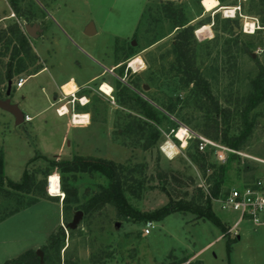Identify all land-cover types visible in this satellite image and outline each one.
Wrapping results in <instances>:
<instances>
[{
	"label": "rangeland",
	"instance_id": "obj_1",
	"mask_svg": "<svg viewBox=\"0 0 264 264\" xmlns=\"http://www.w3.org/2000/svg\"><path fill=\"white\" fill-rule=\"evenodd\" d=\"M46 12L49 28L31 40L28 28L40 27ZM179 21L185 24L178 26ZM245 22L253 28L244 31ZM88 23L98 28L94 35L84 34ZM14 25L29 47L17 56L12 54ZM185 27L191 34L184 33ZM39 55L58 78L86 77L100 72L98 64L113 65L109 74L90 83L98 86L88 90L83 108L89 112L87 126L70 124L69 114L57 116L48 106V72L29 77L41 67ZM187 74L199 82H186ZM20 77L25 81L18 88ZM256 87L262 95L251 105ZM134 97L163 114L162 124L143 117L130 100ZM0 100L23 114L16 123L11 112L0 108L6 177L20 182L25 169L36 171V186L27 192L0 187V264H168L185 257L189 264H264V225L241 220L240 238L230 253L225 234L188 213L153 220L144 234L146 221L119 219L112 205L90 214L79 208L106 184L104 177L54 169L41 183L48 163L34 158L112 160L122 165V175L134 177L126 185L135 186L139 195L127 193L129 202L150 211L170 198L188 200L207 186V168L218 163L207 149L200 167L193 135L221 141L223 133L239 136L249 127L238 148L229 146L237 153L226 163L221 192L255 179L264 187L259 162L264 161V4L258 0H0ZM25 114L32 119L25 120ZM133 117L157 126L151 147L144 149V140L124 131ZM185 128L189 135L177 139L176 132ZM212 210L228 227L239 218L217 199ZM77 211L81 216L71 227Z\"/></svg>",
	"mask_w": 264,
	"mask_h": 264
},
{
	"label": "trees",
	"instance_id": "obj_2",
	"mask_svg": "<svg viewBox=\"0 0 264 264\" xmlns=\"http://www.w3.org/2000/svg\"><path fill=\"white\" fill-rule=\"evenodd\" d=\"M260 3L264 4V0H258ZM180 23L178 26H183L185 23L182 21H179ZM233 28L231 27V30ZM191 29L188 27L184 29L185 34H191ZM12 39L11 41H15V45L13 46V52L12 54L14 56H17L20 51L24 48L25 52L28 51L29 47L27 45L26 40L22 36V33L20 29L14 25V28L11 31ZM181 43H179L178 47H180ZM21 47L20 49H17ZM180 49V48H178ZM184 57L186 58L185 54ZM19 67V64H18ZM41 68V67H40ZM10 69V65H9ZM186 82H192L197 83L199 81L193 80V77L187 74ZM257 94L255 96H251L249 98L250 104H255L259 99L261 94V89L256 87ZM125 91V90H124ZM127 91V90H126ZM133 100L135 104H137V107L139 111L142 113L143 117H145L148 120H151L154 122V124H162V121L165 119V116L161 114L158 110L151 107L147 102L142 100L139 97H134ZM167 121V119H166ZM153 123H146L145 121L133 117V120H129L126 123V126L124 131L127 134H135L138 137V140H144L141 144V146L146 149L151 147L156 138L159 135V131L157 129V126ZM249 132V127L243 131L239 136H229L228 138L223 133L221 135V141L222 143L238 148L243 140L245 139L246 135ZM219 141V140H217ZM198 140H196V151L201 156V162L200 167H203L205 162V156L207 154V149L205 151H200L197 148ZM209 152L211 150L209 149ZM232 156V155H231ZM40 157L43 160L47 161V166L43 170V181L41 183H45V178L49 176L52 170L56 169L62 173L64 172H94L96 174H99L100 176L104 177L106 180V184L104 186H101L97 192H95L91 197H89L85 202L81 203L79 205V208L82 210L83 213L90 214L92 211L98 210L99 208L103 207L104 205H112L116 211V217L119 219H130L133 218L136 220V222L140 221H153V220H160L167 216L170 213L173 212H179L181 214H192L195 219L199 220H207L211 222L214 226L218 228V230L225 234L227 230V225L223 223L218 216L214 213L212 210V201L216 199L218 196H220L221 193V187L225 183V171H226V163L228 161H231L234 156L228 157V159L224 163H218L217 166H209L207 170L209 173H207L205 179L207 182V188L202 189L198 187L196 189L195 194L191 196V198L187 199H173L170 198L165 204L162 206L151 210V211H140L137 207H134L130 202L126 194H134L139 195L135 193L133 185H126L129 181H134V177L132 175H129L126 177L125 175H122V165L116 164L112 160L107 159H99V158H91V157H81V156H75L71 160H50L47 159L43 155L36 154L34 158ZM202 159H204L202 163ZM32 160L29 159L28 162ZM206 168V167H205ZM206 170V169H205ZM36 173V171H34ZM34 173H30L28 169H25L23 171V174L21 176L20 182H14L8 177H6L4 170H3V161L0 154V187L3 185H7L9 188L13 190H17L19 192H27L29 191L30 187H35V176ZM138 190L141 191L144 189L142 181L138 182ZM245 184V183H244ZM248 184V183H246ZM62 187V192H64L66 189ZM137 188V187H136ZM138 191V192H139ZM66 197V194H65ZM71 201H75L72 199ZM226 236V252H230L231 243L235 241V237L231 239L230 236ZM185 258L174 260L172 259L168 264H180L183 262ZM9 264V263H6ZM13 264H17L15 261Z\"/></svg>",
	"mask_w": 264,
	"mask_h": 264
},
{
	"label": "built area",
	"instance_id": "obj_3",
	"mask_svg": "<svg viewBox=\"0 0 264 264\" xmlns=\"http://www.w3.org/2000/svg\"><path fill=\"white\" fill-rule=\"evenodd\" d=\"M249 24L252 25V23L245 22L244 31L253 28V25L251 27ZM246 27H248V29H245ZM128 65L130 66V63ZM24 81L25 79L20 77L16 80L15 84L17 87H20ZM68 97H71V99ZM83 98L84 97H74V91L67 94L61 89L60 97L56 99V102L59 104L55 107V113L58 116L69 114L70 122L73 123L74 114L84 115V113L75 112V102H78L79 106H84L85 103H87L85 98V102H82ZM24 119L30 120V117L25 115ZM185 130V137H187L189 135V129L185 128ZM193 136L198 140V150L205 151L206 149H210L217 163H224L230 154L237 153L234 149L220 141L207 139L198 135ZM259 162L264 164L263 160H259ZM206 188L207 186L204 189L206 190ZM216 199L219 201L221 208L239 212V218L232 226L227 228L225 235L235 237L238 234L237 227L243 219H247L254 225H264V187L261 179H255L251 184L232 186L226 192L221 193ZM151 226V221H147L143 228V233L148 234ZM189 263L190 260H185L183 264Z\"/></svg>",
	"mask_w": 264,
	"mask_h": 264
},
{
	"label": "crops",
	"instance_id": "obj_4",
	"mask_svg": "<svg viewBox=\"0 0 264 264\" xmlns=\"http://www.w3.org/2000/svg\"><path fill=\"white\" fill-rule=\"evenodd\" d=\"M50 19V15H48V13L46 12L45 13V16L42 17V19L40 20L39 24H40V27L37 25L36 29L34 31H32V35H31V40H36L37 39V36L41 33L44 32L43 31V28L45 26H47L49 28V25H48V21ZM43 23V24H41ZM97 27L95 24L93 23H88L86 24V26L84 27V34L85 35H94L96 32H97ZM40 35V36H41ZM46 40V39H45ZM42 41V40H40ZM40 56V55H39ZM40 61H41V68L39 70H37L36 72H34L33 74H31L29 77H33V76H36V75H40L42 74L43 72H48V76H49V81L51 83V87H50V98L49 100H51L49 102V107L51 106H54V109L55 107L59 104L58 102H56V99L58 98L59 96V92L61 91L63 85H65L66 83H68L69 81H72L74 84H75V90H74V97L78 98V97H84L85 99H87V96H88V93L90 90H93L95 89L97 86H91L90 83L96 81L100 76H103V75H106V74H109L108 70L109 68L113 67V65L111 64L109 67L107 66H101L100 64H98L101 68L100 72L98 73H94L92 75H89V76H86V77H83V76H80L78 75L77 73H71L69 75H67L66 77H57L56 75L52 74L49 72V66H47V63H46V60L45 58L41 57L40 56ZM52 69V68H51ZM79 71H80V67L78 68ZM107 82V80H101L99 82V84L101 82ZM24 84V83H23ZM23 84L21 86H23ZM20 86V87H21ZM18 87V88H20ZM94 87V88H93ZM63 90V89H62ZM89 90V91H88ZM69 107V106H68ZM85 106H79V105H76L75 107V111L76 109H79L77 110L79 113H84V114H87L89 112H87L86 109L83 110ZM43 111V110H42ZM40 111V112H42ZM26 115V114H25ZM29 116V115H28ZM58 116V115H57ZM64 116V115H63ZM31 117V116H29ZM62 117V116H60ZM32 119V117H31ZM70 123V122H69ZM88 123V121H87ZM87 123H82V124H73V123H70L72 125H76V126H87ZM242 185V184H241ZM179 199V198H177ZM162 206V205H161ZM151 211V210H150ZM228 227V226H227ZM149 234V233H148ZM240 238V234L238 233L236 236H235V241L238 240ZM235 241L233 243H231V248H230V252L232 250V245L235 243ZM210 244V243H209ZM208 244V245H209ZM226 249V248H225ZM229 252V253H230ZM192 256H194V258L196 257V254H192ZM197 259V258H196Z\"/></svg>",
	"mask_w": 264,
	"mask_h": 264
},
{
	"label": "water",
	"instance_id": "obj_5",
	"mask_svg": "<svg viewBox=\"0 0 264 264\" xmlns=\"http://www.w3.org/2000/svg\"><path fill=\"white\" fill-rule=\"evenodd\" d=\"M26 28H28L27 26H25ZM30 32L34 31L36 29V27H31L28 28ZM252 57H254V55H252ZM0 108L5 109L9 112H11L14 117H15V122L18 123L20 121L23 120V114L22 112L13 104H9L8 100L5 101H1L0 100ZM81 216V211H77L76 214L74 215L72 222H71V227L74 226L77 221L79 220ZM116 226H118V223H115ZM36 254L40 257V261H41V254L39 253V251H36Z\"/></svg>",
	"mask_w": 264,
	"mask_h": 264
},
{
	"label": "bare ground",
	"instance_id": "obj_6",
	"mask_svg": "<svg viewBox=\"0 0 264 264\" xmlns=\"http://www.w3.org/2000/svg\"><path fill=\"white\" fill-rule=\"evenodd\" d=\"M251 27L252 25L249 24ZM75 84L72 82V81H69L68 83H66L65 85H63L62 89L65 93L69 94L71 92H73L75 90ZM82 102H85V99L83 98L82 99ZM88 121V115L87 114H84V115H81V114H74L73 116V123L74 124H82V123H87ZM186 134V130H182V129H179L176 134H175V137L177 139H181L183 140V137L185 136ZM167 154V153H165Z\"/></svg>",
	"mask_w": 264,
	"mask_h": 264
}]
</instances>
